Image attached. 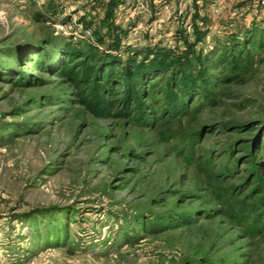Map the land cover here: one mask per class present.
<instances>
[{
    "label": "rangeland",
    "instance_id": "rangeland-1",
    "mask_svg": "<svg viewBox=\"0 0 264 264\" xmlns=\"http://www.w3.org/2000/svg\"><path fill=\"white\" fill-rule=\"evenodd\" d=\"M259 27V0H0V264H264Z\"/></svg>",
    "mask_w": 264,
    "mask_h": 264
},
{
    "label": "trees",
    "instance_id": "trees-1",
    "mask_svg": "<svg viewBox=\"0 0 264 264\" xmlns=\"http://www.w3.org/2000/svg\"><path fill=\"white\" fill-rule=\"evenodd\" d=\"M252 33H250V37H246L245 40L243 41V43L247 46H255L257 44H259V42H261L264 39V27H259L258 29H254L251 31ZM242 44V43H241ZM109 75L107 74H102L101 78L102 80H108ZM159 224L158 226H155L156 224H149L146 223L144 225V231L145 232H152L154 230H152L151 228L155 229L156 227L158 228L156 231L157 232H163L166 229H164L162 227L163 223H157Z\"/></svg>",
    "mask_w": 264,
    "mask_h": 264
},
{
    "label": "built area",
    "instance_id": "built-area-1",
    "mask_svg": "<svg viewBox=\"0 0 264 264\" xmlns=\"http://www.w3.org/2000/svg\"><path fill=\"white\" fill-rule=\"evenodd\" d=\"M259 6L264 11V0H259Z\"/></svg>",
    "mask_w": 264,
    "mask_h": 264
}]
</instances>
